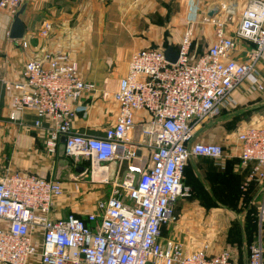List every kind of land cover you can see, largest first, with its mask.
Returning <instances> with one entry per match:
<instances>
[{"label":"built area","instance_id":"built-area-1","mask_svg":"<svg viewBox=\"0 0 264 264\" xmlns=\"http://www.w3.org/2000/svg\"><path fill=\"white\" fill-rule=\"evenodd\" d=\"M24 3L0 0V8L15 16ZM233 9L236 4L226 13ZM214 25L215 40L195 59L189 29L176 63L166 59L165 48L134 52L115 92L116 121L101 135L73 128L77 102L96 85L66 51L44 46L39 58L25 64L20 80L2 79L13 92L12 118L34 110L33 126L47 130L49 154L64 138L66 155L91 158L102 171L111 162L119 167L114 180L104 179L111 194L97 210L58 219L52 212L63 194L60 181L0 172V264H234L230 250L210 255L207 242L191 250L166 235L177 221L176 202L191 195L184 184L189 161L226 156L224 146L197 140L203 124L221 114L236 89L254 82L264 64V0H249L235 30H228L225 16L216 17ZM240 41L249 44L245 56L235 55ZM254 87L264 90L260 82ZM236 142L243 165H252L250 179L263 182L264 218V127L243 128ZM247 264H264L261 242L250 246Z\"/></svg>","mask_w":264,"mask_h":264},{"label":"crops","instance_id":"crops-1","mask_svg":"<svg viewBox=\"0 0 264 264\" xmlns=\"http://www.w3.org/2000/svg\"><path fill=\"white\" fill-rule=\"evenodd\" d=\"M220 1L25 0L28 6L22 19L26 33L18 40L9 36L14 16L0 8V172L18 171L60 181L63 194L54 201L55 219L70 213L84 217L97 210L98 202L111 194V184H106L104 179L114 180L118 163L111 162L102 171L91 158L66 155L63 141L55 154H49L47 130L33 126L37 118L34 110H25L20 119L12 118L13 92L6 90L2 79L11 83L20 80L25 64L39 58L44 46L66 51L79 62L84 78L96 85L94 92L77 102L73 128L101 135L116 121L118 104L114 96L132 54L148 47L164 49L169 45L178 50L185 31L190 28L191 57L197 58L215 40L214 19L226 14L227 10L219 6ZM230 1L240 13L249 2ZM213 7L219 11L210 17L208 12ZM48 24L51 28L44 36L41 32ZM239 46L235 55L245 56L249 44L240 41ZM259 67L264 73V65ZM233 124L240 128L264 127V93L259 94L249 81L231 94L228 105L217 118L205 123L206 131L200 132L197 140L223 144L224 138L216 133L227 131ZM227 150L229 155L217 166H208L210 158L206 157L189 161L187 169L195 171L196 176L188 186L191 195L176 202L175 208L183 209L171 236L174 234L191 250L213 238L215 211L236 208L239 213L241 208H259L263 200V182L249 177L252 165H243L237 148ZM224 173L231 176L234 185L221 179ZM184 208L201 209L193 217ZM205 208L220 209L207 212ZM237 241L231 250L234 263L242 260L247 263L246 240L237 238Z\"/></svg>","mask_w":264,"mask_h":264},{"label":"rangeland","instance_id":"rangeland-1","mask_svg":"<svg viewBox=\"0 0 264 264\" xmlns=\"http://www.w3.org/2000/svg\"><path fill=\"white\" fill-rule=\"evenodd\" d=\"M187 1H191V0H187ZM220 4L222 5H219V6L224 7V9L228 11H231L232 6L234 5V3H231L230 0H221ZM234 11H235L234 13L230 12L224 15L226 23H227V28L230 31L235 30L236 26L238 25L241 19V15H242V13L238 11L237 7ZM213 25H214V21H213ZM189 30L191 29L189 28ZM214 31H215V25H214ZM214 35H215V32H214ZM258 70H259L258 73L253 75V77H255V80H252V81L254 82H250V83L254 86V85H257L258 82H260L264 86V73L261 72L260 67H258ZM248 81H251V80H248ZM256 91L261 95H263L264 93V90L262 91V90L256 89ZM214 118H217V116H213V117L211 116L208 119V121L205 123H208L209 121L212 122ZM205 123L203 124L201 132L206 131ZM242 129L243 128H240L236 126L235 124H233V125H230L227 131L225 132L221 130L220 132L219 131L217 133L215 132L217 136H220V137L222 136L224 138L223 144L221 143L220 145L226 148L225 157H227L229 155L228 153H230V151L228 152L227 150L228 147L237 148L236 136ZM224 158H221L218 160L210 158L208 159L209 162H207V165L217 166V163H219V161H221ZM1 171H4V169ZM194 172L195 171H192L191 169H187V173H186V177L184 181V184L186 186L191 185V180L193 176H196V173ZM221 179H223V181L229 185H234V182L232 181V178L228 173H224ZM102 200H105V199H101V201ZM182 209L183 208H175V214L177 216V221L180 219L179 213ZM184 209L186 213L188 212L191 216L196 217V215H198L197 212L200 211L201 208H184ZM205 209L207 212L209 211L211 212V211H215L216 209L218 210L220 208H205ZM221 209L219 212L215 211V215L213 219V228H212L214 230V232H212L213 238L203 241L200 245L197 246L198 249L202 247L204 242H207L210 248L208 252L210 255H216L225 250L231 251L233 248L235 249L236 247L235 244L239 243L237 241V238H242V239L244 238L246 240L245 242V245H247L246 255L248 254V249L253 244L261 242L264 246V243H263L264 241V218H262L261 216L260 208H241L242 211L239 213L237 212L236 208H221ZM218 213L219 215H217ZM239 215L241 216V218L238 217ZM177 221L172 226L167 228L166 235L168 236V238H175V239L177 238L174 234L171 236V233H174L173 230L175 229ZM253 226H255V228L252 232L251 227ZM188 248L191 249L190 246ZM198 249L194 248V250H198ZM33 262L34 261L31 260L30 264H33ZM234 264H247V263L246 261L244 262L242 260V263L238 261V263L236 262Z\"/></svg>","mask_w":264,"mask_h":264},{"label":"water","instance_id":"water-1","mask_svg":"<svg viewBox=\"0 0 264 264\" xmlns=\"http://www.w3.org/2000/svg\"><path fill=\"white\" fill-rule=\"evenodd\" d=\"M28 3H24L20 10L15 14L13 22H12V26L10 28V32H9V36L11 39H23L24 35L26 33V25L22 19V16L25 14L26 9H27ZM219 11L218 7H213L209 10L208 15L210 17L214 16L215 14H217ZM164 54L165 57L168 61H170L171 63H176L179 59V53L178 50L176 48H174V46L169 45L164 49ZM63 142L65 141V139L63 138L62 140Z\"/></svg>","mask_w":264,"mask_h":264},{"label":"trees","instance_id":"trees-1","mask_svg":"<svg viewBox=\"0 0 264 264\" xmlns=\"http://www.w3.org/2000/svg\"><path fill=\"white\" fill-rule=\"evenodd\" d=\"M206 158H209V157H206ZM188 164H189V163H188ZM188 164H187V167H188ZM187 167H186V169H185L184 181H185V177H186V173H187ZM261 193H262V192H261ZM261 193H260V194H261ZM254 228H255V226L251 227L252 232H253ZM251 230H250V231H251Z\"/></svg>","mask_w":264,"mask_h":264},{"label":"bare ground","instance_id":"bare-ground-1","mask_svg":"<svg viewBox=\"0 0 264 264\" xmlns=\"http://www.w3.org/2000/svg\"><path fill=\"white\" fill-rule=\"evenodd\" d=\"M234 10V9H233Z\"/></svg>","mask_w":264,"mask_h":264}]
</instances>
